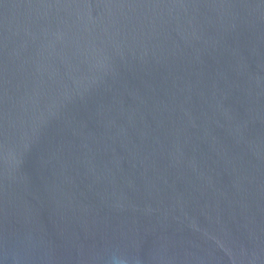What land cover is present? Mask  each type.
Listing matches in <instances>:
<instances>
[{
    "label": "water",
    "instance_id": "obj_1",
    "mask_svg": "<svg viewBox=\"0 0 264 264\" xmlns=\"http://www.w3.org/2000/svg\"><path fill=\"white\" fill-rule=\"evenodd\" d=\"M0 264H264V0H0Z\"/></svg>",
    "mask_w": 264,
    "mask_h": 264
}]
</instances>
